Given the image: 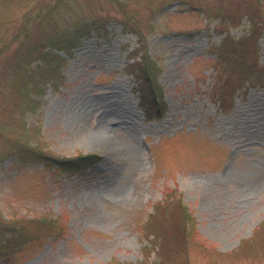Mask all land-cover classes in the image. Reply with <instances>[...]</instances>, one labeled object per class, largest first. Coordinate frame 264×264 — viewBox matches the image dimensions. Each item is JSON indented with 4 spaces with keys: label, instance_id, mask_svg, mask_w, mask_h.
<instances>
[{
    "label": "rangeland",
    "instance_id": "374dc122",
    "mask_svg": "<svg viewBox=\"0 0 264 264\" xmlns=\"http://www.w3.org/2000/svg\"><path fill=\"white\" fill-rule=\"evenodd\" d=\"M256 5L264 19V0H0V46L10 44L0 55V218L30 236L0 264H264V85L234 87L232 76L247 75L241 58H217ZM46 9L45 31L63 33L72 53L54 50L65 60L45 81L33 60L40 92L26 95L11 52L23 25L35 33L28 44L42 33L25 15ZM19 141L99 159L72 171L22 163Z\"/></svg>",
    "mask_w": 264,
    "mask_h": 264
},
{
    "label": "trees",
    "instance_id": "16d2710c",
    "mask_svg": "<svg viewBox=\"0 0 264 264\" xmlns=\"http://www.w3.org/2000/svg\"><path fill=\"white\" fill-rule=\"evenodd\" d=\"M115 3H119V0H113ZM45 13H38L34 16L30 15L29 13L25 15V21L28 23L30 18L36 19V25L39 26L38 31L42 33H38L35 35L36 38H33L30 44L26 42L27 38L30 39L35 33L31 32V30L23 25L21 30L17 32L15 35L16 40H19L21 36H24L25 40H22L18 47H16L11 52L12 61L9 62V68L13 70H17V74L19 79L25 82V93L26 95L40 92L39 85L32 86V78L35 73V70L30 69V64L33 60L39 59L42 64L37 66L36 73H38L42 78L41 80L45 81L49 79V77L53 73H57L60 66L64 63V57L59 53L55 52V49L63 50L65 53L71 55V48L64 44L63 33L61 32H47L45 31L44 21L51 22V12L52 10L46 9ZM262 13H260V7L256 5L253 7V10L247 13V17L249 20V26L246 29V32L237 37V38H229L225 36L222 39L221 43L218 46V55L217 58H221L224 50H228L234 55H238L240 59L239 64L242 68L245 69L247 75L244 77H237L233 78L234 87H239L238 85H244V81H247L248 85H264V61L259 62V45H258V38L262 37L264 41V19L262 18ZM59 16V15H58ZM93 25L94 29L102 30L105 29L103 24H98V22ZM40 27L44 28V32L40 29ZM92 31V28H87L86 32L83 34H89ZM80 36H78L76 42H80ZM10 44H5L0 46V55H2L6 50L9 49ZM145 62H151L142 55L139 60V63L143 66L141 70L143 71V78L147 81L148 89L147 93L151 94L154 99L155 110L159 111V101H160V92L159 87L156 81H153L151 78L150 73L148 72L147 68L145 67ZM34 72V73H33ZM228 75V74H227ZM232 75V73H231ZM237 76V75H236ZM226 77V75H225ZM229 78V76L227 77ZM226 79L221 80V82H225ZM28 79V80H27ZM31 80V81H30ZM36 84V83H34ZM144 91L140 94V105L142 106L143 110L147 111L146 115H149V106L146 107V95ZM21 144V145H20ZM19 145V146H18ZM14 154L17 155V158L20 162H33V161H41L45 165H56L57 169L72 171V170H79L81 167H87V165L92 164L93 162L98 161V157L94 155H80L74 158H58L52 154H48L38 149L30 146L28 143L24 141H19L15 147ZM176 218L178 219L179 224V231L186 233V216L187 211L183 205H181V200L178 198L177 205H176ZM40 225L42 230H45L55 237L56 235V228L54 220H47L45 218L40 220ZM194 228V227H191ZM264 230V226L262 228ZM256 235L260 232V229H256ZM51 236V237H52ZM29 233L25 231L24 225H19L12 223L10 221L2 220L0 218V255H6L9 251L10 245H18L26 241L28 239ZM253 239V238H252ZM254 240V239H253ZM250 240H247V242ZM252 241V240H251ZM246 242V241H244ZM250 244V243H249ZM238 252V250H236Z\"/></svg>",
    "mask_w": 264,
    "mask_h": 264
},
{
    "label": "bare ground",
    "instance_id": "6f19581e",
    "mask_svg": "<svg viewBox=\"0 0 264 264\" xmlns=\"http://www.w3.org/2000/svg\"><path fill=\"white\" fill-rule=\"evenodd\" d=\"M109 145H112V142L111 141H109V142H107Z\"/></svg>",
    "mask_w": 264,
    "mask_h": 264
}]
</instances>
